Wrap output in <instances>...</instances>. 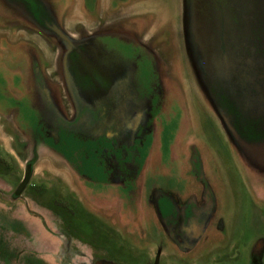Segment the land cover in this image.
<instances>
[{
    "label": "rangeland",
    "instance_id": "obj_1",
    "mask_svg": "<svg viewBox=\"0 0 264 264\" xmlns=\"http://www.w3.org/2000/svg\"><path fill=\"white\" fill-rule=\"evenodd\" d=\"M236 1H134L103 16L111 30L131 20L154 64L141 82L149 105L120 111L100 132L69 119L63 75L58 85L47 63L58 56L53 44H40L42 91L27 75L29 45L8 42L12 68L19 60L27 73H11L23 85L0 75V264H155L157 256L159 264H264V137L245 142L238 119L224 118L226 128L208 99L260 86L217 76L221 44L245 65L264 59V0ZM30 162L33 178L14 199ZM202 188L214 207L189 228L187 244L175 242L150 204L153 191L185 201Z\"/></svg>",
    "mask_w": 264,
    "mask_h": 264
},
{
    "label": "flooded vegetation",
    "instance_id": "obj_2",
    "mask_svg": "<svg viewBox=\"0 0 264 264\" xmlns=\"http://www.w3.org/2000/svg\"><path fill=\"white\" fill-rule=\"evenodd\" d=\"M4 1L14 9L20 10L26 18L31 20L30 22L39 25L47 36L55 38V41L60 40L55 34L54 25L50 24L49 20L52 16L48 12L45 0ZM111 31L101 34L96 33L83 38L71 47L64 44L67 49L62 58L66 80L65 89L74 108V114L69 119L77 120L85 129L92 125L100 127L99 132L106 127H113L115 125L114 120H116L120 111L128 108L139 109L141 102L143 106L144 104L145 106L149 105L146 94L140 101V92H146L142 90L141 77L149 69L147 62L151 53L150 49L143 45L144 42L139 44L129 39L117 28ZM108 39L117 40L125 47L127 44L131 48H133V44H136L135 47H139L136 52L133 50L134 53L130 55H127L126 52L120 53V58L117 60V55L114 53L116 50L112 44L109 45L106 42ZM112 40L110 41L113 42ZM141 49H144V52ZM106 63L108 64L104 67ZM40 80L42 81L41 78ZM40 83L42 82H39V86L36 87L42 91L46 90L45 86ZM232 98L235 101L232 99L227 101L221 96H216V92L212 96H208L214 107L217 103L225 109L227 118H233L234 120L238 114L254 115L252 112L242 111L236 102V98ZM225 100L231 106V110L233 109L232 111L227 108L228 105ZM251 120L258 122H252ZM248 121L260 125L264 131V115L260 119L254 118L248 119ZM247 127L250 126L247 125ZM241 135L245 141L250 140L249 134L244 135L241 133ZM191 159L195 160L192 155ZM153 193L150 204L155 207V213L157 214L156 208H159L163 217L162 220L172 234L171 239L184 245L187 244L186 235H188L189 228L203 222L202 219H199L200 214L207 216L209 210L212 211L214 207L213 195L209 188H202V191L191 194L185 201L174 199L170 195L168 196L166 192L154 190ZM94 264L110 263L101 261V263L95 262Z\"/></svg>",
    "mask_w": 264,
    "mask_h": 264
},
{
    "label": "crops",
    "instance_id": "obj_3",
    "mask_svg": "<svg viewBox=\"0 0 264 264\" xmlns=\"http://www.w3.org/2000/svg\"><path fill=\"white\" fill-rule=\"evenodd\" d=\"M45 1L47 3L48 12L52 16L51 20H49L50 24L54 25L55 29L56 28L61 29L65 33V35L68 36L74 44H76V43H79L81 39L90 37L96 33L101 34V33H106V32L107 33L112 32L110 31L111 30L110 28H107V26H105L106 22L101 20L102 17L103 16L106 17L107 15H110L111 10L114 8H118V9L120 8L119 10H123L124 7H126L127 5H130L134 1L142 2L143 0H45ZM16 14L20 15V17L15 16ZM30 21L31 20L26 18L23 15V13H21L20 10L18 9L16 10L12 6L8 5L4 0H0V59L1 58L5 59V62H3V64L0 62V75H4L5 77L2 80H4L6 84L12 83L13 85L14 84L23 85V81L21 80V77L14 79V76L11 77V75H13L11 73L13 70H15L17 72H21L20 74L22 73L26 74L27 72H24L23 70L25 67V64H23V62L21 63L22 65L18 64L19 60H16L17 61L16 65L18 66V70H16V68L13 69L12 67H14V64H11V62L8 60V57H7V55H9L10 53V50L8 48L9 47L11 48L8 42L9 41L12 42V49H13L15 45L14 44L15 42L13 41L17 40L16 38H19V39L23 38L22 43H25L26 45H29V46L31 45L30 48L29 46L28 48L26 47V52L28 55L26 56L23 53H22L23 55H21V56H26L27 57L26 60H28L29 62L28 64L29 73L27 75H28V78L31 79V83H33L34 86H39L38 85L39 82H42L40 84H42V86L47 87L46 79L43 75L44 73L40 65L38 64V62L42 61L41 60L42 58L40 56H42L41 52L43 48L41 47L40 44H42V46L46 48L47 45L50 43V45L53 44L55 46L56 50L54 53H56L57 51L58 56H56L55 58L52 57L53 59H51V61L47 60V63H49L51 67L54 69L53 75L54 74L56 75L58 85H61L60 77L63 75V78H64L63 82H64V86L66 87V84H65L66 80L64 76V70H63L64 65H63L62 58L64 57V53L67 47L60 40L55 41L54 40L55 38L49 35L47 36V34L42 31V28L39 25L34 24L33 22H30ZM130 22L132 21L128 20L124 23L123 22L119 23L120 24L119 26L121 28L119 27L117 29L122 31V33H124L125 36L135 41L136 43L140 44L141 42H144V39L142 38V36H140L137 32H135V30L132 29V27L130 26ZM110 40L112 39H108L106 40V42L109 43V45L112 44L114 46L116 50L114 53L117 55V60H118L120 58V53L126 52L125 49L127 48V46L125 47L124 44L123 45L120 44L117 40H114V41L112 40L113 42H111ZM19 43L20 42H18V44ZM53 45L51 46V48L54 47ZM135 45L136 44H133L132 47L134 51L136 52L139 46L135 47ZM143 45H146V47L150 49L151 53L149 54L147 67L152 68L154 64V61H153L154 53L152 52V49L148 47L147 44H145V42ZM141 51L144 52V49H141ZM59 58L61 59V62H58ZM107 64L108 63H106L104 67ZM61 67H62V70H61ZM146 72L144 73L145 75H146ZM144 74L142 75L141 80H143L146 77ZM39 77L42 79V81L40 80ZM62 86H63V83H62ZM99 92H101V90H99ZM222 98L227 99V101L230 99L235 101L232 97H222ZM235 98H236V102L239 104V99H238L239 97H235ZM259 103L261 107L263 108L257 109V110L251 107L245 110L239 104V108L242 111L252 112L254 113V115L252 116L249 114L245 116V114L243 115L238 114L237 116L242 117L245 120L254 119V118L260 119L264 115V99H259ZM228 106L227 108L231 110V106L230 105ZM212 108L218 113L217 115L220 117V119L227 118V115H226L227 113L225 109L217 105V103H215V107L214 105H212ZM241 133L244 134V131H242ZM245 145L247 144L245 143Z\"/></svg>",
    "mask_w": 264,
    "mask_h": 264
},
{
    "label": "water",
    "instance_id": "obj_4",
    "mask_svg": "<svg viewBox=\"0 0 264 264\" xmlns=\"http://www.w3.org/2000/svg\"><path fill=\"white\" fill-rule=\"evenodd\" d=\"M237 1L233 4V6L235 7L239 6L237 4ZM256 18L257 16L251 17L252 23L254 20H256ZM55 34L60 38L61 41L64 42L65 45L69 47L74 46V43L70 40L68 36L65 35V33L61 29L56 28ZM214 51H213V54H215L214 60L215 62H217V76H219L221 80L224 81L226 84L230 85V87L232 83L233 85L234 84L236 85L237 81H232V79H235L238 76H242L244 79L247 78L246 80L249 79L251 82L257 79L259 80V84L257 83V85H260L259 89H255V91H253V89L250 86L249 87L244 86V89L242 91V96L238 98L239 104L245 110L249 109L250 107L256 110L263 108L261 107L259 103V99H264V59H263L262 64L255 65L254 66L255 68H254L249 65H245V62H243V60H241L239 57L240 55L239 52L230 50L229 48H227V46H223V44H221L220 47L218 46V48H216ZM192 52L194 53L193 49H192ZM258 76L260 77L258 78ZM238 88L240 87L238 86L235 89H238ZM221 119L227 128V125L225 121L223 120L224 118H221ZM33 174H34L33 162H30L26 166L24 179L21 181L17 190L15 191V194L13 196L14 199H17L23 195L31 179L33 178ZM156 212L159 217L158 219L160 223L165 229V232L169 235V237H171L172 234L169 231V229L165 226V223L162 220L163 217H162V214L159 208H156ZM155 264H159V256H157L155 260Z\"/></svg>",
    "mask_w": 264,
    "mask_h": 264
},
{
    "label": "trees",
    "instance_id": "obj_5",
    "mask_svg": "<svg viewBox=\"0 0 264 264\" xmlns=\"http://www.w3.org/2000/svg\"><path fill=\"white\" fill-rule=\"evenodd\" d=\"M238 128L241 129L242 131H244V135L249 134V136H256L258 137H264V131L261 128L260 125L256 124V123H250L248 120L243 119L242 117H238ZM247 125H249L250 127L248 128ZM110 263V262H109Z\"/></svg>",
    "mask_w": 264,
    "mask_h": 264
}]
</instances>
